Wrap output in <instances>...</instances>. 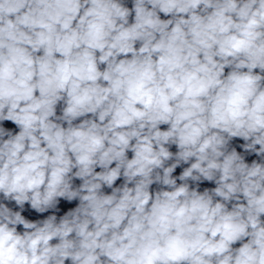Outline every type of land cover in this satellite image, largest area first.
<instances>
[{
    "label": "clouds",
    "instance_id": "1",
    "mask_svg": "<svg viewBox=\"0 0 264 264\" xmlns=\"http://www.w3.org/2000/svg\"><path fill=\"white\" fill-rule=\"evenodd\" d=\"M0 264H264V0H0Z\"/></svg>",
    "mask_w": 264,
    "mask_h": 264
}]
</instances>
